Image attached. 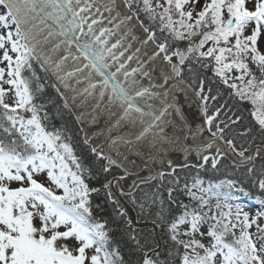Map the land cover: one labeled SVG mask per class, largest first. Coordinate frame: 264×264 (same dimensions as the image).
<instances>
[{
    "label": "snow or ice",
    "instance_id": "snow-or-ice-1",
    "mask_svg": "<svg viewBox=\"0 0 264 264\" xmlns=\"http://www.w3.org/2000/svg\"><path fill=\"white\" fill-rule=\"evenodd\" d=\"M0 264H264V0H0Z\"/></svg>",
    "mask_w": 264,
    "mask_h": 264
}]
</instances>
